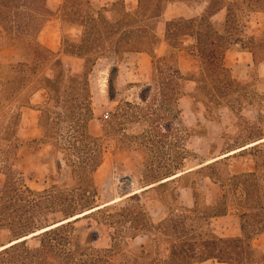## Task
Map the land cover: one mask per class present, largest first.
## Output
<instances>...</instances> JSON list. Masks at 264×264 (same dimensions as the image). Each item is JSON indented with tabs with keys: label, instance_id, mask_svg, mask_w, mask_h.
Listing matches in <instances>:
<instances>
[{
	"label": "rangeland",
	"instance_id": "obj_1",
	"mask_svg": "<svg viewBox=\"0 0 264 264\" xmlns=\"http://www.w3.org/2000/svg\"><path fill=\"white\" fill-rule=\"evenodd\" d=\"M52 1L55 5H60L65 0ZM90 1L97 5L91 7L93 15L99 17L104 14L112 23L125 19L124 11L134 13L139 6V0ZM100 8H105V12H101ZM203 11L204 7L200 4L172 0L162 18L146 24L148 31L160 39L153 55L150 48H146L147 53L120 57L113 54L114 46L124 37L123 24L110 31L104 30L101 37L93 32L88 35L87 44H94L95 49L102 47L106 55L95 66L89 64L87 69L85 60L71 55L79 53L83 46V30L69 28L68 25L63 28L59 21L50 23L40 40L60 53L52 59L49 67H39L34 74L23 68L15 72L0 69V191L7 177L11 176L18 179L21 177L22 183L34 191L46 190L50 181L49 167L45 163H52L56 158L62 161L65 171L59 178L61 187L69 188L72 185L64 163V150L49 146L40 151V144H28L42 138L39 128L41 113L24 110L26 116L23 120L21 110L28 106L33 90L45 87L43 79L46 77L53 79L58 75L63 76L64 83L61 86L64 92L70 77L83 78L85 74L94 111L90 131L99 139L104 152V163L95 175L100 193L98 205H106L117 199L120 202L108 205V214H92L75 224L79 249H113L112 238L116 230L109 226L107 215L121 213L128 205H133L128 199L133 193L151 187L144 182L149 170L156 177L155 173L165 174L168 170L177 175L190 172L208 165L210 161H217L216 159L225 164L215 169H205L201 175L191 174L181 182H171L165 188L143 195L141 202L147 204L154 219L162 216L163 206L174 209L175 192H178L185 207L192 208L191 188L197 191L201 210L211 215L212 211L207 210L202 202L207 194L208 205L213 206L222 192L210 178L202 176L214 174L221 177L225 173L226 164L232 175H238L255 172L258 162V173L264 184V65L257 71L252 65V55L234 53L229 56L225 64L232 73L225 80L230 81L231 88L224 97L215 81L200 79V85L194 83L192 80L194 74L199 72V64L187 52L169 55L168 46L163 41L167 22L181 17L196 18ZM224 17L225 14H220L213 19L220 30L224 28ZM244 23L247 37L256 36L259 31H263V19L260 16L244 20ZM191 44V41H186L187 46ZM95 53L92 51L86 55L93 60ZM155 62L156 69L153 68ZM177 71L183 73L186 83L174 80ZM183 93L185 94L182 95ZM83 96L85 97V93ZM83 96H80V100L84 99ZM58 98L57 94L54 95L50 115L43 123L47 125L50 143H61L63 146L73 135L74 120L67 119L70 112L64 105L57 103ZM43 101H48L46 93L33 99L34 104ZM219 101L222 106H218ZM46 102L36 109L43 110ZM57 115L62 116L60 121ZM168 126L170 131L166 130ZM40 133L41 137L31 140ZM243 148L246 150L225 157L226 159H219ZM5 203L7 200L0 198V248L20 238L9 227L15 230L26 220L22 211L16 215L12 213V216L7 214L2 206ZM19 206L18 210L22 207ZM54 220L60 221L62 218H50V221ZM197 225L220 238L242 236L239 212L235 208H231L225 217L209 219V226L201 222ZM95 233L98 239L95 243H90V237ZM40 239L37 236L28 240L27 247L32 250L39 248ZM126 242L131 246L130 249L138 250L143 245H149L150 240L141 235L136 240L128 238ZM160 244L158 255L166 258L170 254L168 244L164 240ZM255 246L264 249V237L256 241ZM16 249L19 251L1 257L0 264H16L19 256H24V248L20 246ZM124 249L128 248L121 246L118 250L122 255L117 258L118 262L109 264L123 261ZM152 253L154 257L158 252L154 249ZM136 255L139 256V264L147 262L141 259L140 252Z\"/></svg>",
	"mask_w": 264,
	"mask_h": 264
},
{
	"label": "trees",
	"instance_id": "obj_2",
	"mask_svg": "<svg viewBox=\"0 0 264 264\" xmlns=\"http://www.w3.org/2000/svg\"><path fill=\"white\" fill-rule=\"evenodd\" d=\"M170 1L139 0L136 12L124 11L125 19L112 23L105 18L104 14L99 17L93 15L90 11L91 7L97 5L90 0H65L60 5H55L51 0H0V51L9 47H13L16 51V63L11 65L0 63V69L15 72L23 68L34 74L39 67H49L57 54L43 46L39 38L47 24L56 19L61 21L63 28L68 25L69 28L83 30L81 40L83 46L79 49V53L71 55L85 60L86 69L89 64L95 66L96 62L106 55L102 47L95 49L94 44H87L88 35L95 32V35L101 37L104 30L110 31L122 24L124 37L117 46H114L113 54L120 57L147 53L146 48H150L153 55L160 39L156 34L148 31L146 24L162 18ZM182 1L207 3L208 6L199 18L188 20L179 18L166 23L164 42L168 46V53L172 55L187 50L199 64V72L194 74L192 81L197 85H200V79L215 81V85L226 97L231 83L225 79L232 73L225 66L227 54L233 51L246 52L252 54L256 66L264 63V28L256 36L247 37L244 33L246 28L244 20L260 16L264 21V0ZM104 9L99 10L105 12ZM223 10L227 12V20L224 30L221 31L212 23V18ZM185 40H192L193 44L185 47ZM92 51L96 52L93 60L86 55ZM156 66L157 62L153 64V68L156 69ZM174 80L186 83L187 79L183 73L177 71ZM43 82L45 87L42 89L47 91L48 101L43 110L39 109L41 112L39 128L42 138L38 141H30L28 144H40V151L49 146L64 150V163L72 185L69 188H63L59 183V178L65 172L59 158L52 163L50 161L45 163L49 167L50 183L44 191H34L27 187L22 183L21 177L20 179L13 176L7 177L0 191V198L7 200V203L2 206L5 212H8L7 214L12 216V213L16 215L22 211L24 220L26 218L23 225L15 230L9 227V230L16 237H20L17 240L43 232L1 251L0 258L19 251L16 248L22 246L24 256H19L16 264H109L122 256L118 250L121 246H125L128 249H124V259L119 264H139L137 252H140L141 259L147 261L145 264H205L208 262L264 264V251L255 246V242L264 237V184L258 173L260 169L258 162L256 171L252 173L232 175L226 164L225 173L220 175L221 177L214 174L202 176L210 178L222 192L215 205L209 206L206 199L202 202L207 210L212 211L211 215L201 210L197 191L191 188L194 202L192 208L185 207L180 201V195L175 192L173 194L174 209H166L163 206V213L159 219H154L147 204L141 202L143 195L165 188L171 182H181L191 174L201 175L205 169L211 170L225 164L217 160L199 169L182 172L181 176L167 182L162 181L176 176L174 171L168 170L165 174L155 173V177L149 170L145 174L144 182L149 183L151 187L129 197V202L133 205H128L121 210V213L107 215L109 226L116 230L112 238L113 249H79L75 224L89 215L109 212V206L100 208L98 205L100 193L95 182V175L104 163V152L99 139L90 131L94 111L86 74L83 78L70 77L69 85L65 86L64 92L61 86L64 83V77L61 75L53 79L46 77ZM72 93H74L73 97ZM56 94L60 97L57 103L64 105L70 112L67 119L74 120L73 135L63 146L61 143L57 145L50 143L47 125L43 123L44 119L50 115V104L54 101ZM80 96L84 99L80 100ZM218 106H222L220 101ZM57 116L60 121L62 116ZM166 130L170 131V127H166ZM161 177L164 178L160 179ZM199 192L204 194L202 189H199ZM19 205L22 207L18 210ZM231 208L239 212L241 237L220 238L212 231H205L197 225L201 222L209 226V219L225 217ZM95 209L97 210L84 215ZM81 215L84 216L77 219V216ZM53 216H61L62 220L50 221ZM126 228L128 231H125ZM141 235L149 238V245H143L138 250L130 249L127 239L136 240ZM37 236L41 238L40 247L29 249L26 242ZM97 239V233L93 234L90 237V243H95ZM161 240L168 244L170 251L166 258L158 255ZM153 248L158 252L154 257Z\"/></svg>",
	"mask_w": 264,
	"mask_h": 264
},
{
	"label": "crops",
	"instance_id": "obj_3",
	"mask_svg": "<svg viewBox=\"0 0 264 264\" xmlns=\"http://www.w3.org/2000/svg\"><path fill=\"white\" fill-rule=\"evenodd\" d=\"M172 1V0H171ZM171 1L169 2V3H171ZM51 2L53 3V1L51 0ZM55 4V3H54ZM190 4V3H189ZM197 4H200V5H202L203 7H204V11H203V13H202V15L205 13V11H206V9H207V6H208V4L207 3H197ZM169 5V4H168ZM168 7V6H167ZM167 9V8H166ZM166 11V10H165ZM165 13V12H164ZM220 14H225V17H224V22H223V25H224V27H225V24H226V20H227V12H226V10H223V11H221V12H219L218 14H216L213 18H212V23H213V19L214 18H216L217 16H219ZM201 15V16H202ZM201 16H199V17H201ZM199 17H196V18H199ZM181 18H184V17H181ZM175 19H179V18H175ZM184 19H186V18H184ZM192 19H195V18H192ZM172 20H174V19H172ZM171 20V21H172ZM188 20V19H187ZM53 21H59L60 23H61V21L60 20H58V19H56V20H53ZM53 21H51V22H49L48 24H47V26L50 24V23H52ZM170 22V21H169ZM214 25H215V27L217 28V29H219L218 27H217V25L215 24V23H213ZM61 25H62V23H61ZM47 26L45 27V29L47 28ZM263 28H264V21H263ZM44 29V30H45ZM220 30V29H219ZM223 30H224V28H223ZM223 30H221V31H223ZM44 32V31H43ZM42 32V33H43ZM41 33V34H42ZM41 36V35H40ZM255 36V35H254ZM252 37V36H251ZM39 40H40V38H39ZM164 41V40H163ZM186 41L187 40H185V47H189L190 45H186ZM189 41H191V43L193 44V41L192 40H189ZM40 42H41V44L43 45V46H45L47 49H49V50H51L52 52H54L55 54H59L60 53V51H57V49L56 48H53V47H51L49 44H47V43H44V42H42L41 40H40ZM165 43V42H164ZM166 44V43H165ZM191 44V45H192ZM167 45V44H166ZM181 52H187L188 54H189V52L187 51V50H185V51H181ZM234 53H237V54H248V55H252V54H250V53H246V52H238V51H233V52H230L229 54H227V56H226V59L229 57V56H231V55H233ZM190 55V54H189ZM15 57H16V51H15V49L13 48V47H9V48H5V49H3V50H1L0 51V63L2 64V65H11V64H14V62H15ZM190 57L194 60V58L190 55ZM225 59V60H226ZM197 63V62H196ZM252 65H253V68L254 69H256L257 71H258V69H259V67H262L263 65H264V63H262V64H260V65H258V66H256L255 65V63H254V60H253V56H252ZM225 66H226V64H225ZM226 68L227 69H229L227 66H226ZM231 70V69H230ZM51 78V77H50ZM52 79V78H51ZM194 82V81H193ZM195 83V82H194ZM41 93H43V94H45L46 93V96L48 97V93H47V91L45 90V89H37V90H33L32 91V93H31V95H30V98H29V104H28V106H24L23 108H22V110H21V119L23 118V120H25V116H26V114L25 113H23V111L25 110L26 112H34V113H41L40 111H39V109H36V107H38V106H40L41 104H43V103H45L46 101H43L42 103H40V104H34L33 103V99L34 98H36L39 94H41ZM37 119H39L38 117H37ZM39 137H41V133H40V135H38V137H34V138H31V140H33V139H37V138H39ZM191 195H192V193H191ZM221 196V195H220ZM219 196V197H220ZM218 197V198H219ZM181 198V197H180ZM217 198V199H218ZM206 201H207V203H208V195L206 194ZM216 202H217V200H216ZM190 204H191V206L193 207V204H194V202H193V196H192V200H191V202H190ZM216 204V203H215ZM190 206V205H189ZM189 208V207H188ZM220 218V217H219ZM240 232H241V235H242V231H241V228H240ZM232 238H236V237H232ZM258 241V240H257ZM257 247V246H256ZM257 248H259V247H257ZM259 249H261V248H259ZM261 250H263L264 251V249H261ZM209 263V262H208ZM206 264V263H205Z\"/></svg>",
	"mask_w": 264,
	"mask_h": 264
},
{
	"label": "bare ground",
	"instance_id": "obj_4",
	"mask_svg": "<svg viewBox=\"0 0 264 264\" xmlns=\"http://www.w3.org/2000/svg\"><path fill=\"white\" fill-rule=\"evenodd\" d=\"M263 142H264V141H263ZM250 147H251V146H250ZM252 147H253V146H252ZM245 148H249V147H245ZM245 148L240 149V150H237V151H234V152H232V153H230V154H228V155H225V156H223V157H220L219 159H223V158H225V157H228V156H230V155H233V154H235V153H237V152H240V151H242V150H246ZM216 160H218V159H216ZM214 161H215V160H214ZM214 161H210L209 164H211V163L214 162ZM203 166H204V165H203ZM182 174H183V173H180V174H178V175H176V176H173L172 178H169V179H167V180H165V181H163V182H167V181L173 180V179H175V178L181 176ZM152 187H153V186H152ZM145 190H146V189H145ZM140 192H143V191H137V192L133 193L132 195H134V194H139ZM122 200H123V199H122ZM118 201L120 202V199H117V200H115V201H113V202H111V203H109V204H106V205L100 206V208H102V207H104V206H108V205L113 204V203L118 202ZM100 208H98V209H100ZM96 210H97V209L92 210V211H90V212H87V213L84 214V215L90 214V213H92L93 211H96ZM84 215L77 216V219H78V218H82V216H84ZM73 220H74V219H73ZM69 221H71V220H69ZM42 232H43V231L38 232L37 234L35 233V234H33V235L29 236V237H24V238H21V239H19V240H17V241H14V242H12V243H10V244H8V245H6V246L0 248V252L3 251V250H5V249H7V248H9V247H11V246H13V245H15V244H17V243H19V242H22V241L27 240V239H29V238L35 236V235H38V234H40V233H42Z\"/></svg>",
	"mask_w": 264,
	"mask_h": 264
}]
</instances>
